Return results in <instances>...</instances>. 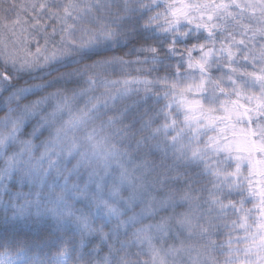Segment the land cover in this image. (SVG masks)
<instances>
[{"label": "snow or ice", "instance_id": "6c2138e0", "mask_svg": "<svg viewBox=\"0 0 264 264\" xmlns=\"http://www.w3.org/2000/svg\"><path fill=\"white\" fill-rule=\"evenodd\" d=\"M20 7L0 21V264H264V0Z\"/></svg>", "mask_w": 264, "mask_h": 264}, {"label": "trees", "instance_id": "16d2710c", "mask_svg": "<svg viewBox=\"0 0 264 264\" xmlns=\"http://www.w3.org/2000/svg\"><path fill=\"white\" fill-rule=\"evenodd\" d=\"M22 0H0V19L7 18L8 21H12L15 19V13L19 8ZM231 143L234 145L235 150L243 154L244 156H250L255 160L254 153L250 148L242 147L243 145H248V143L243 142H250L251 137L248 132H246L243 128H238L236 131L231 132L230 134ZM256 163V171L257 175L264 178V162L263 161H255Z\"/></svg>", "mask_w": 264, "mask_h": 264}, {"label": "rangeland", "instance_id": "374dc122", "mask_svg": "<svg viewBox=\"0 0 264 264\" xmlns=\"http://www.w3.org/2000/svg\"><path fill=\"white\" fill-rule=\"evenodd\" d=\"M24 3V0L21 1V4L20 6ZM19 6V8L17 9L16 13H15V17L17 16L18 13L21 12V7ZM3 19H1L0 21H2ZM14 20V19H13ZM251 137V135H250ZM243 143H248V145H243L242 144V147H246V148H250L252 150V152L254 153V155H256V152L259 150V146L258 145H255L253 144L252 142V137H251V140L250 142H243ZM259 160H257V163H258ZM264 162V161H263Z\"/></svg>", "mask_w": 264, "mask_h": 264}]
</instances>
